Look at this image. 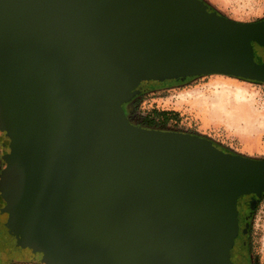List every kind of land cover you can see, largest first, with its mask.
Here are the masks:
<instances>
[{
  "label": "water",
  "instance_id": "obj_1",
  "mask_svg": "<svg viewBox=\"0 0 264 264\" xmlns=\"http://www.w3.org/2000/svg\"><path fill=\"white\" fill-rule=\"evenodd\" d=\"M203 0H0V247L40 264H234L264 159L132 124L148 81L264 84V19ZM262 57L255 62L254 52Z\"/></svg>",
  "mask_w": 264,
  "mask_h": 264
},
{
  "label": "rangeland",
  "instance_id": "obj_2",
  "mask_svg": "<svg viewBox=\"0 0 264 264\" xmlns=\"http://www.w3.org/2000/svg\"><path fill=\"white\" fill-rule=\"evenodd\" d=\"M203 1L211 10L237 22L264 19V0ZM254 60L262 61L257 51ZM230 87L241 88L243 94L227 91ZM125 109L136 126L199 135L232 154L264 159V84L224 75L155 81L139 87ZM160 111L170 112L167 121L154 114ZM2 155L0 138V172ZM247 202L245 197L237 199L239 212ZM250 233L252 264H264V195L253 203ZM3 264L40 263L7 260Z\"/></svg>",
  "mask_w": 264,
  "mask_h": 264
},
{
  "label": "flooded vegetation",
  "instance_id": "obj_3",
  "mask_svg": "<svg viewBox=\"0 0 264 264\" xmlns=\"http://www.w3.org/2000/svg\"><path fill=\"white\" fill-rule=\"evenodd\" d=\"M150 82H155V81L142 82L139 85V87L142 89L143 86L150 84ZM165 82L166 81H163L162 83ZM214 145L216 146V144ZM252 211H253V205L248 202L244 204L240 212L238 211V233L234 241V258H233L234 264H252V260H251L252 255L250 251V242H251L250 226H251ZM6 261L7 259L3 255L2 249L0 247V264L5 263Z\"/></svg>",
  "mask_w": 264,
  "mask_h": 264
},
{
  "label": "trees",
  "instance_id": "obj_4",
  "mask_svg": "<svg viewBox=\"0 0 264 264\" xmlns=\"http://www.w3.org/2000/svg\"><path fill=\"white\" fill-rule=\"evenodd\" d=\"M211 10V9H210ZM211 11H213V10H211ZM132 101V100H131ZM130 101V102H131ZM130 102H128V103H126L125 104V106H127V105H129V103ZM155 113H157V115H159L163 120H166L167 121V117L170 115V112H165V111H160V112H154V114ZM175 115V114H174ZM223 152H226V153H230V152H228V151H226V150H222ZM232 154V153H231ZM2 161H3V159H2ZM4 162V161H3ZM4 164V163H3ZM247 201H248V203H251L252 205H253V203L254 202H256V201H258L257 199H254V198H245Z\"/></svg>",
  "mask_w": 264,
  "mask_h": 264
},
{
  "label": "bare ground",
  "instance_id": "obj_5",
  "mask_svg": "<svg viewBox=\"0 0 264 264\" xmlns=\"http://www.w3.org/2000/svg\"><path fill=\"white\" fill-rule=\"evenodd\" d=\"M227 91L235 93V94H243V91L241 90V88H238V87H236V88H231V87L227 88ZM245 114H247V113H245Z\"/></svg>",
  "mask_w": 264,
  "mask_h": 264
}]
</instances>
